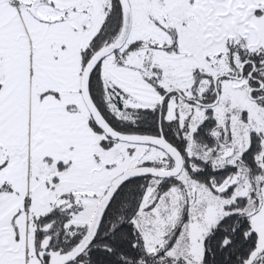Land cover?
Masks as SVG:
<instances>
[{
  "label": "snow or ice",
  "instance_id": "1",
  "mask_svg": "<svg viewBox=\"0 0 264 264\" xmlns=\"http://www.w3.org/2000/svg\"><path fill=\"white\" fill-rule=\"evenodd\" d=\"M0 264H264V0H0Z\"/></svg>",
  "mask_w": 264,
  "mask_h": 264
}]
</instances>
